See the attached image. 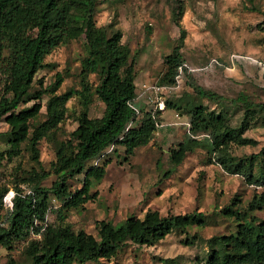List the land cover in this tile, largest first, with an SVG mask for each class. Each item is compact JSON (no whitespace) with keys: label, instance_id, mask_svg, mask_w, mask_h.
<instances>
[{"label":"rangeland","instance_id":"1","mask_svg":"<svg viewBox=\"0 0 264 264\" xmlns=\"http://www.w3.org/2000/svg\"><path fill=\"white\" fill-rule=\"evenodd\" d=\"M95 23L109 35L121 31V43L131 51L129 65L134 66L138 95L145 83L163 81L165 57L177 45H181L182 61L188 68L183 69L178 85L163 95L172 106L167 103L164 109L156 110L159 126L147 145L130 155L122 146L111 147L91 162L102 164L110 159L103 179L92 180V198L79 208L65 210V222L76 231L97 235V221L121 224L129 216L143 218L150 209L165 216L202 212L207 221L203 227L174 231L152 246L129 242L112 259L85 264H204L210 255L209 240L237 230V218L224 214L226 208L255 222L264 220V206L249 208L262 190H257L247 177L249 173L254 178L264 177V153L259 154L264 149V111L258 106L264 104V66L259 64L264 65V0H182L181 4L178 0H96ZM4 54L8 56L9 51ZM89 54L85 36L78 35L70 36L45 57L30 90L32 98L17 108L20 111L35 103L43 105L30 121V137L47 119V103L52 96L82 91L85 83L91 87L89 117L103 115L105 104L95 93L100 74H83L82 61ZM213 60L219 64H211ZM59 77L62 82L58 85ZM6 80L0 68V100L6 95ZM194 84L217 93L220 99L199 97ZM40 91L44 94L38 99ZM196 104L222 113L230 126L244 124L242 137L250 143L225 145L218 152L219 160L207 139L200 136L194 139L198 144L192 142L188 123L191 107ZM138 106L142 114L136 125L155 104L146 103L142 97L138 98ZM246 106L253 107L248 114ZM84 109L81 95L69 99L61 122L40 140L37 158L29 140L11 158L0 155V189L7 190L5 194L18 189L21 193L32 191L35 181L30 179L41 171L50 173L41 186H52L57 179L53 168L57 149L71 138ZM9 129L4 120L0 121V154L9 149ZM183 142H189L191 150L180 165H174L170 151ZM230 165H239L242 175L229 172ZM83 178L78 175L69 180L73 191L82 187ZM52 203L55 207L48 212L47 221L58 223L60 205L55 199ZM35 238L41 237L32 235L11 247L0 245V264H32L26 250Z\"/></svg>","mask_w":264,"mask_h":264},{"label":"trees","instance_id":"2","mask_svg":"<svg viewBox=\"0 0 264 264\" xmlns=\"http://www.w3.org/2000/svg\"><path fill=\"white\" fill-rule=\"evenodd\" d=\"M181 1L178 0L180 4ZM74 8L76 12L73 13ZM95 9L96 0H0V68L7 75L6 95L0 100V121L4 120L10 127L9 149L0 154L2 158L18 154L27 140L37 158L40 140L61 122L69 99L79 94L85 104L71 138L57 149L53 164L57 179L51 187L46 188L41 186V182L50 173L36 172L30 179L35 181L33 194L21 193L18 189L8 224L0 227V245L4 247H11L16 241L28 240L33 234L41 235L40 239L30 240L26 250L32 264H85L109 260L129 242L152 246L174 231L207 224L202 212L165 216L152 209L143 218L129 216L121 224L97 221V235L85 230L76 231L65 222V210L79 208L92 198V180L103 179L110 159L104 160L102 164L91 162L115 146L124 147L127 155L133 154L136 148L150 142L159 126V118L157 113H153L152 107L145 113L140 125L135 124L142 109L136 102L134 66L133 63L129 65L131 51L121 43V31L109 35L106 29L96 25ZM78 35L85 36L90 51L89 56L82 61L84 76L89 73L100 74L95 93L105 104L104 113L98 118L89 117L91 102L88 96L91 87L85 83L82 91L69 90L52 96L47 103V119L35 128L30 137V121L39 115L43 105L35 103L20 111L17 108L32 98L30 90L45 57L70 36ZM6 50L9 51L8 56L4 54ZM181 55V45H177L165 57L167 71L159 84H177L183 65ZM61 82L62 78L59 77L57 84ZM192 86L199 97L220 99L211 90L196 84ZM43 94L44 91H40L36 98L40 99ZM168 106L172 105L168 103ZM258 106L264 111V104ZM136 108L139 109V115ZM252 108L246 106V113ZM188 126L191 141L204 137L217 158L218 152L231 142L250 143L249 139L242 137L244 124L230 126L222 113L208 111L202 104L192 105ZM190 150L189 142L180 143L177 149L170 151L171 162L180 165ZM263 153L264 149L259 154ZM220 162L225 164L223 159ZM227 168L233 174L242 175L239 165ZM166 174L170 175L171 171ZM78 175H84L82 187L73 191L69 180ZM247 177L257 190H262L250 203V210L263 207L264 177L254 178L251 173ZM6 191L0 189V211ZM52 199L60 205L57 210L58 223L47 221L48 212L55 207ZM224 214L237 218V230L233 234L215 236L209 240L210 255L204 264H264V220L255 222L229 208L224 210Z\"/></svg>","mask_w":264,"mask_h":264},{"label":"built area","instance_id":"3","mask_svg":"<svg viewBox=\"0 0 264 264\" xmlns=\"http://www.w3.org/2000/svg\"><path fill=\"white\" fill-rule=\"evenodd\" d=\"M248 59H251L250 57ZM215 63L216 65L219 64L217 60H213L211 64ZM261 66H264L262 62H259ZM184 68H188L185 63H183L181 67V74L183 72ZM181 76V75H180ZM178 77V80L180 78ZM178 85V82L176 85H162L159 83H145L142 86V90L137 94L136 102L138 103V98H145V102L148 104H155V106L152 107L153 113L156 114L157 109H164L166 107V101L163 97L165 93L170 92L173 88H175ZM136 112L139 115V109L136 108ZM18 192H15L14 190L8 191L3 197H2V209L0 211V227H4L8 224L9 216L14 210V202L15 198L17 196ZM27 194H33V191H28ZM45 229V226L43 227V230ZM35 235V234H33ZM37 237H41V235H35Z\"/></svg>","mask_w":264,"mask_h":264}]
</instances>
